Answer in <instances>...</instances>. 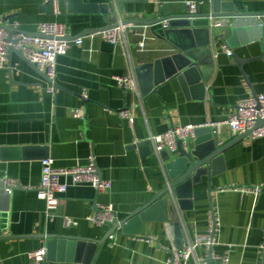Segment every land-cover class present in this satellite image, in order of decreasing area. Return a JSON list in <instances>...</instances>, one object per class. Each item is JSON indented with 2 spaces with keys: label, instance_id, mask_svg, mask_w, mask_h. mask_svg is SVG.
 Returning a JSON list of instances; mask_svg holds the SVG:
<instances>
[{
  "label": "crops",
  "instance_id": "crops-1",
  "mask_svg": "<svg viewBox=\"0 0 264 264\" xmlns=\"http://www.w3.org/2000/svg\"><path fill=\"white\" fill-rule=\"evenodd\" d=\"M82 1L96 10L70 12L69 2L61 0L63 15L54 18L45 0H0L5 27L30 35L40 24L55 21L67 23L73 39L105 29L113 19L129 23L125 38H119L116 46L99 37L71 45L67 55L58 59L54 92L48 91L44 74L16 53L10 59L11 70L8 63L0 70V183L12 179L21 185L9 194L8 211L0 212L1 264H32L29 254L47 248L54 237L104 241L112 226L90 221L100 207H113L120 224L168 187L160 155L149 141L152 136L174 126L225 119L236 113L239 101L264 93V60L251 61L263 54L261 43L236 45L213 35L210 55L215 70L208 82L198 74L177 72L172 61L159 71L157 81L162 82L156 92L143 97L141 92L122 89L115 77L137 78L139 65L180 53L177 45L161 36L163 23L152 27L137 22L185 15L187 2L200 3L199 13L207 14L213 0ZM230 1L241 11L264 13V0L222 3ZM105 8L111 14L104 13ZM178 34H171L176 42L181 40ZM139 43L144 47L139 48ZM125 110L131 112L133 122L122 119ZM77 111L81 117H75ZM219 140L220 145L233 144L214 168L215 175L211 180L203 177L195 186L192 210L176 207L184 247L211 235L214 209L221 229L212 235L213 257L227 259L224 264H264L259 250L264 244V138L252 140L225 129ZM142 143L146 146L139 148ZM90 156L112 188L99 192L88 185H71L58 206L48 209L37 196L42 160L51 158L57 167L72 168L87 165ZM260 185L258 196L242 191ZM159 215L157 211L149 215L152 221L143 224L141 235L124 233L120 227L114 240L108 238L98 246L91 264H171L178 251L174 214L168 209L165 222L158 220ZM68 219L76 224L70 225ZM208 252L207 247H199L188 264H201ZM90 254L91 249H82L80 261Z\"/></svg>",
  "mask_w": 264,
  "mask_h": 264
},
{
  "label": "water",
  "instance_id": "water-1",
  "mask_svg": "<svg viewBox=\"0 0 264 264\" xmlns=\"http://www.w3.org/2000/svg\"><path fill=\"white\" fill-rule=\"evenodd\" d=\"M69 2L70 12H91L96 8L85 5L82 0H67ZM137 0H116V3H128ZM104 13L111 14L110 9H102ZM168 21V28L164 29L161 35L164 39L171 41L176 48L180 50L172 58L156 61L155 63L142 64L136 69L137 79L141 95L146 97L156 92V87L162 81H157V75L162 70L163 65L167 62H176L178 71H183L186 74H198L201 80L208 82L213 73V59L211 57L212 35L214 39H219L231 43L234 40L237 45L238 42L246 44L248 42H260L262 46V55L254 60H264V13H249L238 9L233 1L222 3V0H213V6L207 14H190L188 12L181 16H171L158 19L153 22L139 21L140 25L154 26ZM129 24V23H125ZM115 27V21L108 26L107 29ZM9 32V43L13 46L8 50V67L11 70L10 59L14 53L23 57V54L15 49L18 40L13 39L16 34L22 33L21 31L14 30L11 27H5ZM219 29H225L223 33H219ZM101 31V30H100ZM177 32L181 34V40L176 42L172 39L171 34ZM178 34V35H179ZM240 40V41H239ZM25 59V58H24ZM241 63V62H240ZM241 66V65H240ZM35 67V66H34ZM168 76V75H167ZM46 78V76L44 75ZM166 78H169L166 77ZM258 95L254 94V97ZM264 125L263 120L257 122L256 128ZM251 131L242 134L249 136ZM219 137L215 135L210 128L199 129L196 132V138H188L187 140L177 139V149L174 153L165 151L160 155V162L166 171L170 187H167L144 209L137 211L130 215L123 221V223H113L112 230L107 234L108 239L113 233L122 227L124 233L141 235L142 226L145 222L152 221L148 217L154 211L159 212V221H166V212L174 214V228L176 238L177 250L184 248V239L181 231V224L178 207L182 211L192 210L194 199V188L202 182V178L207 176L209 180L215 175L216 165L223 161L225 151L232 146L233 142L225 145H220ZM235 142V141H234ZM145 144L138 147L143 148ZM210 192L212 188L210 186ZM211 194V193H210ZM9 193L6 191V186L3 182L0 183V212L8 211ZM132 226L136 227L135 231H130ZM104 241H89L72 239L67 237H54L47 246V261L58 264H91L94 260L95 252L98 246ZM91 249V254L88 259L81 262L82 249ZM59 252H58V251ZM59 258V259H58ZM201 264H224L221 261H215L213 258V249L209 248L208 255L201 261Z\"/></svg>",
  "mask_w": 264,
  "mask_h": 264
},
{
  "label": "built area",
  "instance_id": "built-area-1",
  "mask_svg": "<svg viewBox=\"0 0 264 264\" xmlns=\"http://www.w3.org/2000/svg\"><path fill=\"white\" fill-rule=\"evenodd\" d=\"M61 0H45V2L52 7V16L59 18L63 15L60 7ZM187 8L190 14L199 12L200 3L187 2ZM168 21L163 22L164 29L168 28ZM37 33L30 35L20 33L13 36V39L18 40L14 46L15 49L23 54L26 61L34 65L41 71L49 82L48 91L54 92L56 90L57 82V68L59 57L66 56L71 45H83L86 38L99 37L102 40L110 42L112 45H117L119 38L126 36V24L120 20L115 23V27L107 30H101L85 37H78L73 39L70 27L64 22H47L38 26ZM10 34L5 28V20L0 16V70L6 69L8 63V50L10 46L8 38ZM139 48L144 47V43H139ZM224 51L228 56H233V52L224 47ZM115 80L120 84L119 86L124 90H129L135 93H140L137 78L134 74L125 76H117ZM81 111L75 113V117H81ZM122 119L134 121V117L129 110L120 113ZM259 120L264 121V93L257 97H249L239 101L236 113L229 117L218 121H206L201 124H188L185 126H174L166 133L152 136L149 141L154 145L155 152L161 155L165 151L174 153L177 149V139L187 140L188 138L195 139L196 132L199 129L210 128L218 137L224 135L225 129H229L235 135H242L251 131L249 135L252 140L264 138V125L256 128ZM70 178L71 182L67 183L63 179ZM7 193L11 194L13 190L21 188L17 180L6 179L4 181ZM71 185H88L97 189L99 192H105L112 188L110 181L104 180L96 164L94 156L89 157L87 165H76L70 168L57 167L51 158L42 160V176L39 188H37V196L40 200L45 201L48 209H54L59 204V199L65 195L70 189ZM168 187L170 184L168 183ZM237 189V188H235ZM263 185L243 188L245 193H252L256 196L260 195ZM212 223L209 228V235L206 239L193 243L178 250L174 253L171 264H188L201 246L212 248L215 245L213 234H216L221 229V222L216 216V212L212 209L211 212ZM90 221L99 225H112L117 222V214L111 206H103L92 216ZM70 225H75L76 222L68 219ZM111 240L115 239L114 235L109 237ZM260 253L264 254V244L259 248ZM32 264H43L47 257V248L43 247L39 251L31 252L29 254ZM215 261L226 263L227 259L213 257ZM1 264V262H0Z\"/></svg>",
  "mask_w": 264,
  "mask_h": 264
}]
</instances>
